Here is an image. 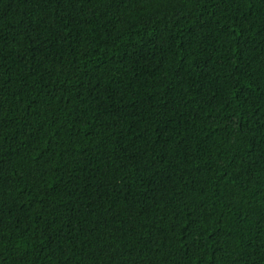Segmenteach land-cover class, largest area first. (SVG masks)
Masks as SVG:
<instances>
[{
    "label": "trees",
    "instance_id": "trees-1",
    "mask_svg": "<svg viewBox=\"0 0 264 264\" xmlns=\"http://www.w3.org/2000/svg\"><path fill=\"white\" fill-rule=\"evenodd\" d=\"M0 264H264V0H0Z\"/></svg>",
    "mask_w": 264,
    "mask_h": 264
}]
</instances>
